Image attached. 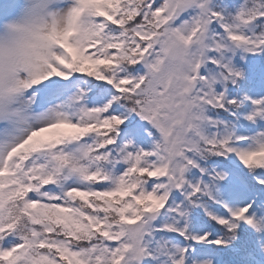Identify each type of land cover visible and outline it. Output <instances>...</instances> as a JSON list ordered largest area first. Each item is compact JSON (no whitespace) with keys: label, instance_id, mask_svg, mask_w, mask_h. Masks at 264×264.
Listing matches in <instances>:
<instances>
[{"label":"snow or ice","instance_id":"6c2138e0","mask_svg":"<svg viewBox=\"0 0 264 264\" xmlns=\"http://www.w3.org/2000/svg\"><path fill=\"white\" fill-rule=\"evenodd\" d=\"M76 2L72 23L89 11L93 39L71 42L70 27L57 63L27 85L33 117L0 125V264H136L151 255L146 242L157 231L243 249L249 264H261L264 132L236 136L209 113L241 104L215 84L240 75L226 52H264V0ZM252 103L246 118L255 122L264 99ZM133 115L150 128L145 147L128 139ZM213 156L229 158L235 177L206 165ZM229 181L256 191L234 206L222 194ZM174 193L222 235L154 226L162 214L186 215ZM242 224L249 236L240 245Z\"/></svg>","mask_w":264,"mask_h":264},{"label":"clouds","instance_id":"9594fccd","mask_svg":"<svg viewBox=\"0 0 264 264\" xmlns=\"http://www.w3.org/2000/svg\"><path fill=\"white\" fill-rule=\"evenodd\" d=\"M77 6L76 0H17L14 14L0 19V125L22 127L33 117L27 85L57 63L63 54L58 41L70 27L75 28L71 42L85 46L93 39L95 20L89 11L72 23ZM238 71L242 79L244 71Z\"/></svg>","mask_w":264,"mask_h":264},{"label":"trees","instance_id":"16d2710c","mask_svg":"<svg viewBox=\"0 0 264 264\" xmlns=\"http://www.w3.org/2000/svg\"><path fill=\"white\" fill-rule=\"evenodd\" d=\"M225 57L231 61L232 67L236 70L242 69L244 71V77L238 79L235 84L231 81L218 80L215 84L217 93L226 92L228 99H235L238 94H244L250 88L249 78H253L255 81L261 80L263 84L262 89L264 90V52L249 53L242 47H236L233 51L226 52ZM208 67L213 69V74L219 71L212 65ZM205 71L207 72V70ZM228 111L233 112L234 115H229ZM209 114L218 120L224 121L236 136H252L246 134L238 126L241 121L251 127V121L246 118L249 115L248 110L242 107L241 104L238 108L229 106L228 110L210 109ZM128 126L133 130L128 139H132L138 146H147L145 141L148 140L147 132L150 131V128L145 126V122L141 121L138 116L133 115L129 117ZM223 127L222 125L221 128ZM205 164L209 167L229 170L233 173V177H235L237 171L235 166L230 162V159L225 157H210L205 161ZM248 180L251 185V177ZM247 191L250 194H254L256 189L252 186L251 190ZM176 203L183 205L186 215L162 214L152 222L153 225L159 227L165 223H173L180 229H186L190 237L203 235L206 232L212 233L209 237L210 239H215L222 235L220 226L214 222H210L209 217L202 208L193 206L179 193L173 194V204ZM248 236V227L242 224L240 228V245L244 244ZM252 239L255 240L256 238L253 237ZM146 247L151 252V255L137 257L136 264H177L181 259L185 261V264H204L206 260H211L212 264H249V261L245 258L243 249L240 253H236L231 249L217 248L215 245L201 244L193 239H186L178 233L171 231L155 232L149 241L146 242ZM185 248L188 249L186 253L183 251ZM205 253H208L209 256L207 257ZM256 258L259 260L257 256Z\"/></svg>","mask_w":264,"mask_h":264},{"label":"rangeland","instance_id":"374dc122","mask_svg":"<svg viewBox=\"0 0 264 264\" xmlns=\"http://www.w3.org/2000/svg\"><path fill=\"white\" fill-rule=\"evenodd\" d=\"M16 8H17V0H5L3 3H2V6H1V10H0V19H4V18H7L9 16H11L12 14H14V12L16 11ZM247 97H250L251 99L250 100H244V97H237L238 101H241V102H252V100H256L260 94L258 92H251V93H248L246 95ZM246 197H243V196H238V197H233L231 198L230 200V203L234 206H243L241 201L244 200Z\"/></svg>","mask_w":264,"mask_h":264}]
</instances>
